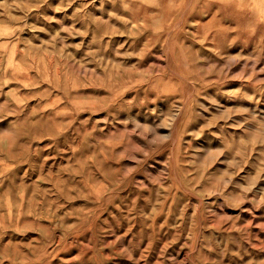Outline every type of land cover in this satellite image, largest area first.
I'll use <instances>...</instances> for the list:
<instances>
[{
    "label": "rangeland",
    "instance_id": "rangeland-1",
    "mask_svg": "<svg viewBox=\"0 0 264 264\" xmlns=\"http://www.w3.org/2000/svg\"><path fill=\"white\" fill-rule=\"evenodd\" d=\"M0 264H264V0H0Z\"/></svg>",
    "mask_w": 264,
    "mask_h": 264
}]
</instances>
